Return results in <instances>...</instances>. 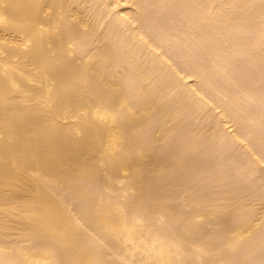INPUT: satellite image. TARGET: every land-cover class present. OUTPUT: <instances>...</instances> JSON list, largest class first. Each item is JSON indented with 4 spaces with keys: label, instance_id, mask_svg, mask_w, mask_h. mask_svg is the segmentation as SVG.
<instances>
[{
    "label": "bare ground",
    "instance_id": "bare-ground-1",
    "mask_svg": "<svg viewBox=\"0 0 264 264\" xmlns=\"http://www.w3.org/2000/svg\"><path fill=\"white\" fill-rule=\"evenodd\" d=\"M259 12L0 0V264H264Z\"/></svg>",
    "mask_w": 264,
    "mask_h": 264
},
{
    "label": "rangeland",
    "instance_id": "rangeland-1",
    "mask_svg": "<svg viewBox=\"0 0 264 264\" xmlns=\"http://www.w3.org/2000/svg\"><path fill=\"white\" fill-rule=\"evenodd\" d=\"M166 12H167V11H166ZM166 12H165V14L168 15L169 13H168V12L166 13ZM259 13H260V12H259ZM176 15H177V18L180 17L179 14H176ZM258 15H259V16H257V17H260V19L258 20V18H256V21H255L256 23L254 22V23L251 25V28L246 29V31H245V35H246V33H247L246 37H247V36H248V37H252V35L255 33L254 30L252 31V29H255V30H256V27H257V29H262V28H264V26H262V25H264V16H262L261 13L258 14ZM260 15H261L262 17H261ZM261 19H262V20H261ZM257 20H258V21H261V22H257ZM259 23H261V25H260ZM255 24H257V25L259 24L261 27H260L259 25H258V26L255 25ZM253 25L256 26V27H254ZM167 26L170 27L171 24H170V23H169V24L167 23ZM167 26H166V28H167ZM252 26H253V27H252ZM259 27H260V28H259ZM262 30H264V29H262ZM229 32H230V31H229ZM229 32L226 33V35L224 36V38H225L226 40H228L227 37H228V35H230ZM252 32H253V33H252ZM249 34H250V36H249ZM251 34H252V35H251ZM229 37H230V36H229ZM229 37H228V38H229ZM174 42H175V41H174ZM168 44H169V43H168ZM168 44H167V45H168ZM186 45H188V47H186ZM180 46H181L182 48L179 47V51H182V52H186V51L189 52V50L191 49V45H190L189 42L181 43ZM166 47H167V46H166ZM188 48H190V49H188ZM236 48H237V47H236ZM185 49H186V50H185ZM239 49H240V48L235 49V53H236V52H237V53L234 54V55H236V56H235V59L237 58V59L239 60V62L237 61V59H236V60L234 59V60H235V62L237 63V65L241 67L239 70H241L242 72H245V73H243V74L245 75V77L247 76V74H248L249 78L251 77V78H250L251 81H249L250 84L247 83V81H245V84H246V83L249 84V85L252 86L253 89H255V90H256V88L258 87V88H257L258 93L261 94V96H264V95H262V94H264V84H261V83H264V81H260V82L258 81V82H257V80H256V79H257L256 76H258L257 74H259V73L262 71V69H264V66H261L262 63H261L260 61H258V60H251L250 55H247L248 52H246L247 54H245V53H244L245 51L242 52V50H241V49L239 50ZM236 50H237V51H236ZM238 51H239V52H238ZM242 53H243L244 55H243ZM239 55H240V56H239ZM239 57H240V58H239ZM246 58H248V59H246ZM249 61H251V63H249ZM241 62H242V64H241ZM257 62H258V63H257ZM243 63H244V64H243ZM248 63H249L250 65H249ZM254 63H255V64H254ZM251 64H252V65H251ZM245 65H246V66H245ZM243 67H244V68H243ZM243 70H244V71H243ZM251 70H252V72H250ZM258 70H261V71L259 72ZM241 71H239V72H241ZM256 72H258V73L256 74ZM232 73L235 75L236 72L234 71V72H232ZM252 73H254V74L252 75ZM233 74H232V75H233ZM243 74L241 73V76H242ZM249 74H250L251 76H250ZM254 75H256V76H254ZM252 76H253L255 79H254ZM243 77H244V76H242L241 78H243ZM245 77L243 78V80L245 79ZM258 83H259V84H258ZM254 84H255V85H254ZM256 84H257V85H256ZM260 85H261V86H260ZM255 86H256V88H255ZM260 87H261V88H260ZM212 104H213V103H212ZM254 104H255L254 102H252V103L250 102V103L248 104V106L246 105V106H247V107H246V108H247L246 110L249 111V112H250V111H254L255 108H256V107H255L256 104H255V105H254ZM212 106H213V105H212ZM214 106H215V105H214ZM251 106H252V107H251ZM262 106H264V105H262ZM251 108H252V109H251ZM217 110H218V109H217ZM217 110H215V111H217ZM240 115H241L242 118H245L243 114L240 113ZM249 126H250V125H249ZM253 130H254V129H253ZM214 158H215V157H212L211 159L214 160ZM259 175H260V174H259ZM260 176H261V178H264V175L261 174ZM241 177H243V176H240V178H241ZM259 181H260V180H259ZM261 183H264V180H262ZM262 188H264V187H262Z\"/></svg>",
    "mask_w": 264,
    "mask_h": 264
}]
</instances>
